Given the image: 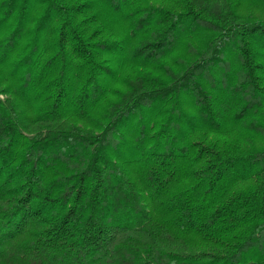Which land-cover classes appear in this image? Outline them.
<instances>
[{
    "label": "trees",
    "instance_id": "16d2710c",
    "mask_svg": "<svg viewBox=\"0 0 264 264\" xmlns=\"http://www.w3.org/2000/svg\"><path fill=\"white\" fill-rule=\"evenodd\" d=\"M248 1L0 0V264H264Z\"/></svg>",
    "mask_w": 264,
    "mask_h": 264
},
{
    "label": "rangeland",
    "instance_id": "374dc122",
    "mask_svg": "<svg viewBox=\"0 0 264 264\" xmlns=\"http://www.w3.org/2000/svg\"><path fill=\"white\" fill-rule=\"evenodd\" d=\"M153 2H157L159 0H152ZM249 3V4H248ZM253 4H250V2L248 0H241L240 2V9L243 10V11H246L248 10L249 8L253 9V10H256V11H259V9H255L254 7H252ZM114 26H116L114 23H113ZM115 28V27H114ZM123 68H126L125 66H123ZM229 131H233V130H228V131H225V136H228V138H232L234 133L232 132L230 134Z\"/></svg>",
    "mask_w": 264,
    "mask_h": 264
}]
</instances>
